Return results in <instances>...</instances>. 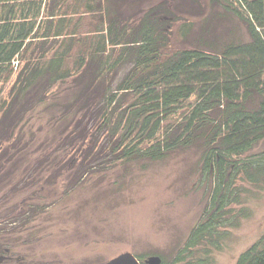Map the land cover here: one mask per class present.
Wrapping results in <instances>:
<instances>
[{"label": "trees", "instance_id": "trees-1", "mask_svg": "<svg viewBox=\"0 0 264 264\" xmlns=\"http://www.w3.org/2000/svg\"><path fill=\"white\" fill-rule=\"evenodd\" d=\"M206 5L242 21L248 39L216 42L208 26L192 38L194 21L178 19L189 11L179 4L130 25L121 0H0V217L31 221L34 189L74 157H108L114 167L194 147L203 177L213 174L209 206L173 262L161 264H192L196 251L207 254L202 246L218 248L222 228L250 215L232 210L249 192L237 180L264 189V151L250 153L264 142V0ZM168 17L178 19L173 28ZM40 106L44 129L26 119ZM234 264H264V232Z\"/></svg>", "mask_w": 264, "mask_h": 264}, {"label": "rangeland", "instance_id": "rangeland-1", "mask_svg": "<svg viewBox=\"0 0 264 264\" xmlns=\"http://www.w3.org/2000/svg\"><path fill=\"white\" fill-rule=\"evenodd\" d=\"M206 2L121 0L120 13L132 25L130 20L134 18L137 24L145 11L158 5L177 13L179 4L189 11L177 13L178 19L194 21L192 38L208 26L207 39L216 42L248 39L242 21ZM168 18L173 28L178 19ZM205 18L208 21L203 25ZM174 33L171 39L175 42ZM36 112L26 117L27 122L44 129L48 111L40 106ZM259 151H264V142H258L250 153ZM199 156L191 147L145 164L112 167L108 157L98 156L63 162L59 170L49 171L47 182L34 189L37 200H32L36 208L31 221L24 224L25 218L16 217L13 223L9 216L0 217L1 245L8 248L0 264H101L129 251L144 259L155 254L173 262L209 206L213 174L203 177ZM237 183L249 192L241 193V203L233 204L232 210L237 213L247 208L250 215L240 217L237 226L222 228L225 234L218 248L202 246L209 249L207 254L200 247V251L195 249L192 261L196 262L192 264H234L241 252L262 236L264 189L258 191L240 180ZM22 198L17 193L15 201Z\"/></svg>", "mask_w": 264, "mask_h": 264}, {"label": "water", "instance_id": "water-1", "mask_svg": "<svg viewBox=\"0 0 264 264\" xmlns=\"http://www.w3.org/2000/svg\"><path fill=\"white\" fill-rule=\"evenodd\" d=\"M146 264H161V257L152 255L144 260ZM101 264H142L132 252H121L117 256L108 259Z\"/></svg>", "mask_w": 264, "mask_h": 264}]
</instances>
